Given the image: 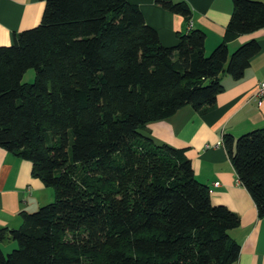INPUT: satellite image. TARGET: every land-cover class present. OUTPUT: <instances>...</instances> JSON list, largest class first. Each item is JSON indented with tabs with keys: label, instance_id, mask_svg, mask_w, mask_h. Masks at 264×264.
Segmentation results:
<instances>
[{
	"label": "trees",
	"instance_id": "obj_1",
	"mask_svg": "<svg viewBox=\"0 0 264 264\" xmlns=\"http://www.w3.org/2000/svg\"><path fill=\"white\" fill-rule=\"evenodd\" d=\"M189 21L185 0H155ZM208 54L192 28L163 45L130 0H45L40 22L0 45V147L31 162L54 199L0 228V264H233L239 216L213 204L185 148L144 131L189 104L203 113L240 80L264 28V0H232ZM33 67L34 80L23 83ZM223 144L264 216V128ZM16 246L7 253L1 243Z\"/></svg>",
	"mask_w": 264,
	"mask_h": 264
},
{
	"label": "crops",
	"instance_id": "obj_2",
	"mask_svg": "<svg viewBox=\"0 0 264 264\" xmlns=\"http://www.w3.org/2000/svg\"><path fill=\"white\" fill-rule=\"evenodd\" d=\"M138 5L144 20L158 33L165 46L174 45L178 36L199 28L205 33L204 51L208 54L222 40L230 19L232 0H185L191 8L186 21L182 15L164 9L155 0H130ZM45 0H0V45L13 41L14 33L37 25ZM250 39L259 43L240 80L223 74L224 86L215 105L199 113L189 104L161 120L149 122L145 133L155 143L185 148L195 178L212 188L213 204L225 205L239 216V225L230 231L240 244L233 264H264V216H259L247 189L239 182L223 135H238L264 128V97L256 95L264 81V28L240 34L228 41V50ZM31 162L0 147V228H16L22 223L20 212L34 211L54 198L52 187L32 175ZM214 181H219L214 186ZM14 247L12 240H7ZM2 248V247H1Z\"/></svg>",
	"mask_w": 264,
	"mask_h": 264
},
{
	"label": "rangeland",
	"instance_id": "obj_3",
	"mask_svg": "<svg viewBox=\"0 0 264 264\" xmlns=\"http://www.w3.org/2000/svg\"><path fill=\"white\" fill-rule=\"evenodd\" d=\"M34 76H35V70L33 67H30L28 68L25 73L23 74V77H22V82L23 83H31L33 80H34ZM54 199V198H53ZM52 199V200H53ZM51 200V201H52ZM14 245L13 246H16V242H13ZM1 247H2V250L4 253H7L9 252L10 250H12V248L14 247H9L8 245V242H3L1 243Z\"/></svg>",
	"mask_w": 264,
	"mask_h": 264
},
{
	"label": "built area",
	"instance_id": "obj_4",
	"mask_svg": "<svg viewBox=\"0 0 264 264\" xmlns=\"http://www.w3.org/2000/svg\"><path fill=\"white\" fill-rule=\"evenodd\" d=\"M257 97L260 99L261 97H264V81H261L258 85L257 91H256ZM220 184L219 181H214L213 185L218 186ZM212 188L208 186V192H211Z\"/></svg>",
	"mask_w": 264,
	"mask_h": 264
}]
</instances>
